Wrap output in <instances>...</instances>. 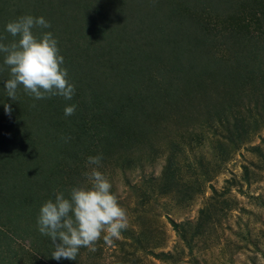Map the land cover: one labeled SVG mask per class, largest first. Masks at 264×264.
Instances as JSON below:
<instances>
[{"label": "rangeland", "instance_id": "obj_1", "mask_svg": "<svg viewBox=\"0 0 264 264\" xmlns=\"http://www.w3.org/2000/svg\"><path fill=\"white\" fill-rule=\"evenodd\" d=\"M48 2L57 10L65 4L74 25L105 24L94 43L112 48L106 71H122L118 82L107 77L118 83L117 95L132 98L122 100L119 120L129 132L106 139L103 151L56 161L46 155L53 137L39 142L27 121L18 138L3 135L0 147L11 159L0 168L10 176L13 166L22 168V181L30 163L49 167L41 202L61 172L71 189L89 184L84 173L96 168L126 210L127 227L111 243L102 233L94 252L55 260L32 234L12 237L2 224L19 253L12 264H264V0H0L8 8L0 18ZM125 75L132 83H120ZM17 150L20 157H10ZM97 155L100 165H90ZM18 175L6 176L9 187ZM12 192L23 195L19 187ZM6 205L0 192L1 222L15 217ZM33 218L26 216L41 236ZM6 251L0 255L8 260Z\"/></svg>", "mask_w": 264, "mask_h": 264}, {"label": "trees", "instance_id": "obj_2", "mask_svg": "<svg viewBox=\"0 0 264 264\" xmlns=\"http://www.w3.org/2000/svg\"><path fill=\"white\" fill-rule=\"evenodd\" d=\"M209 1L213 3L214 0ZM51 4H53V2ZM51 4L48 2L47 7H43L42 5L41 8L28 9L25 12H23V10L19 11V7L17 6V15L11 12L8 17L0 18V35L7 37L6 40L2 41L3 43H9L7 40L12 37L5 31V25L21 16L31 15L33 17H43L48 21L51 25L50 28H34L33 32L37 34L44 31L51 32L53 37L58 41L60 55H62L64 59L63 67L67 69L69 82L75 87L74 95L71 100H65L59 96L35 100L24 93L23 89L20 88L17 92L18 100L13 101L10 97L5 95V90L3 88L4 80L9 78V74L7 71L0 72V146L5 147L2 145L3 135H6L8 132V136L13 134L12 139H16L21 135L22 130L20 125L22 128L24 127L25 130H28L26 122L31 121V124H35L36 131L30 129L28 130V134H35V136L38 137V141L43 144H46L45 140L48 139V137H53V141L49 144L47 143L50 151H47L48 153L46 152V155L52 154L51 160L58 161L57 154H61L68 158L71 157L76 160L77 155H88L90 149L93 150L95 147H99L100 151H103L104 147L102 144L105 143L106 139L113 136L120 137L122 134H127L129 132V128L126 126L127 124L121 126L119 120L124 116L122 113V108L124 106L122 100L129 101L130 103L132 98L129 95L124 96V98L121 97V95H117L119 93L117 90L115 91V87L118 83L110 81L107 77L114 75V80L116 79L118 82L121 79L117 76L122 73L120 70H114V73H111V68H108L107 71L105 69L108 64L107 66L104 64V57L107 52L112 51V48L109 47V43L108 47L105 49L97 48V45L94 43V40H96L99 34L100 36L104 34L106 28L105 24L88 25L85 27L82 26V23L74 25L69 21V14L66 12L67 9H65V4H62L63 7H59L58 10L54 9ZM68 9L70 10V8ZM7 10L8 8L0 6V14L5 15ZM55 12L62 21L61 27H59V20L55 19ZM85 20H83V22ZM68 27H71L72 32L67 31ZM82 28L85 30V33L87 32L86 35H82ZM76 31H78L77 37L75 36L74 38L73 32L76 34ZM62 35H65L64 39H60ZM80 36L84 39L79 40ZM104 36L105 35L102 37ZM68 45H72L76 53H70L69 51L73 49H70ZM0 57L3 62V56ZM109 58L112 57H107L108 62H110ZM125 74L128 75L126 71ZM126 75L124 76L126 79L122 80L120 83H132V80L129 78L130 76L128 77ZM4 104H9L11 106L12 112L10 115L5 113ZM33 104L35 107L32 106ZM70 105H76V110L73 115L66 117L64 115V108ZM123 112L125 113L126 111ZM20 142V139L18 141L11 140L8 145L15 148ZM64 148L67 150H64ZM68 150L74 151V153L70 154ZM17 152L18 153H15L14 151L10 157L18 159L20 157L19 150H17ZM64 152L67 153V155ZM8 153L6 149L4 150L0 147L1 163L11 159H9ZM56 161L54 162L57 163ZM21 170L23 169L13 166V173L10 176L3 173L0 168L1 198L7 201V211L12 210V212H16L14 218H8L6 222L0 221V225L5 224L10 226V228H8V230L6 228V230L9 233L11 232L12 237L15 238L23 236V233L32 234L35 242H41L42 254L46 253L47 255L54 250L51 240L43 235L38 236L34 230H31L30 221L28 222L26 216L29 217L32 215L34 218L31 221L37 222L38 215L35 212L39 211L44 203V201L41 202L43 198L38 195L39 190L48 182L51 183L52 181L51 178L47 176V173L50 172L49 167H44L43 165L37 166V163L35 164L33 162L30 163L25 169L22 181L19 179ZM18 173V180L16 179L17 183L9 187L5 182L6 176L14 180V177ZM63 174L64 173L61 172L57 178L58 180L51 184L48 192L49 200L54 201L57 192L64 193L67 198L70 189L69 187L65 188L62 183L64 178H66ZM44 178L46 181H44ZM22 183H24V186ZM15 187H19L23 195H21L20 192L19 194L15 192H12L14 194L10 193ZM25 193L31 195V198ZM24 204H28L29 207L26 208L23 206ZM8 235L0 228V251L1 249H6L8 258L10 257L6 260L0 255V264H12L11 260L18 257L17 255L19 254L16 253V250L10 245L13 241L12 237ZM57 243H59L58 240ZM2 244H5V246H2ZM34 249L39 252L38 249L40 248Z\"/></svg>", "mask_w": 264, "mask_h": 264}, {"label": "clouds", "instance_id": "obj_3", "mask_svg": "<svg viewBox=\"0 0 264 264\" xmlns=\"http://www.w3.org/2000/svg\"><path fill=\"white\" fill-rule=\"evenodd\" d=\"M50 26L43 17L25 15L5 25V31L13 38L9 43H3L7 37L0 35V55L3 56L0 72L9 74L3 88L13 101L18 100L20 88L35 100L56 96L71 100L74 95L75 87L63 67L58 41L51 32H33L34 28ZM75 110L76 105L66 106L64 115L71 116ZM4 111L10 115L11 106L4 104ZM101 159L99 155L89 156L88 163L99 166ZM84 175L89 184L73 186L67 198L57 192L54 201L44 202L39 209L38 230L51 240L54 249L51 257L55 260H76L81 248L94 252L102 233L104 240L111 243L127 227L126 210L112 193V185L105 175L96 168Z\"/></svg>", "mask_w": 264, "mask_h": 264}]
</instances>
